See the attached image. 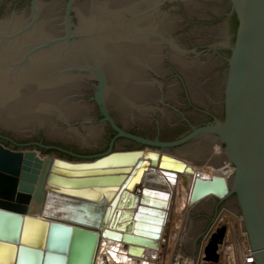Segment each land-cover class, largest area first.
Returning <instances> with one entry per match:
<instances>
[{
    "label": "water",
    "instance_id": "water-1",
    "mask_svg": "<svg viewBox=\"0 0 264 264\" xmlns=\"http://www.w3.org/2000/svg\"><path fill=\"white\" fill-rule=\"evenodd\" d=\"M229 1L239 26L228 58L221 124L160 142L127 132L102 105L101 122L109 121L117 136L162 148L215 134L235 169L232 178L195 176L183 160L144 148H111L71 160L43 155L30 143L14 149L0 141V264H96L101 236L129 243L128 253L157 248L160 241L149 232L153 218L165 214L156 206L166 207L157 193L168 189L167 170L195 176L191 202L210 193L219 200L235 194V211L243 216L254 263L264 264V0ZM73 2H68L69 34ZM157 167L164 171L157 173ZM145 171L142 187L131 191ZM225 232L223 225L213 234L204 249L206 260L218 263Z\"/></svg>",
    "mask_w": 264,
    "mask_h": 264
},
{
    "label": "bare ground",
    "instance_id": "bare-ground-1",
    "mask_svg": "<svg viewBox=\"0 0 264 264\" xmlns=\"http://www.w3.org/2000/svg\"><path fill=\"white\" fill-rule=\"evenodd\" d=\"M196 1L183 0L189 14L195 13ZM153 3V0H100V16L90 11L88 1L83 2L78 9L81 21L80 29L83 34H94L93 37L85 38L88 40L82 43L83 46L80 48V52L83 50V52L90 51L98 56L109 81L106 94L111 96L109 98L118 101L116 108L113 109L116 115L122 118L125 114L129 115L131 118L139 120L142 124H145L148 119L143 118L139 109L142 108L144 111L150 109L149 103L152 105V102H149V95H153L152 98L156 96V93L150 90L148 81L146 80L145 82V77L141 70L142 65L146 63L147 68L162 72L160 68V51L163 50V47L160 50L159 47L154 45L155 43H148L149 36L141 39L140 36H143L141 31L145 33V31L153 30L151 32L156 33L154 30H157L160 33L161 31L164 32V30L165 32L170 29L173 30L174 26L172 21L164 18V14L160 21H157V17L155 18L153 15L151 16L150 12H147V8L152 6ZM53 7L54 5L43 6L42 13L44 18L42 28L39 31H28L22 35V39L7 40L0 46V103L3 105V122H0L22 137H26L28 135L26 131H31L32 127L51 126V129H48V135L56 138L57 132L55 128L58 125L56 118L61 117L64 121L69 122L71 119L83 116L86 109L80 104L81 102L74 101L73 98L72 85L77 84L78 80L66 73V68L72 60L76 59L78 52L73 47L67 48L66 51H61V45H55L46 51H41L42 48L35 49L33 51L35 54L28 58V62L21 66L20 70L14 71V75L12 74L11 66L20 65L23 60L26 61L27 59H24L26 52L32 46H36L34 44H37L38 39H51L55 34L56 31L53 30V24L50 25L49 23L50 19H52L51 14L54 11ZM208 8L210 7L208 6ZM5 32L8 33V31ZM6 36L9 37V35ZM156 41L154 38V42ZM169 52V60L185 77L186 83L191 90L190 92L196 93L193 92V86L201 82L198 77L203 74L202 66L197 62L187 63L185 61L187 57L185 56L186 58L184 59L183 55L176 50ZM61 53L63 54L61 55ZM224 82L226 85V81ZM193 97L197 99L195 94H193ZM165 99L173 100L170 91L166 94ZM138 101H147L144 102V105L148 106L143 105L144 109L137 103ZM54 123L57 125L55 126ZM83 127L85 129L83 135H79L78 133L80 132L69 131L62 132L61 136L65 139H72L83 146L98 144V138L100 139V136H102L103 128L101 127V129L100 125L93 126L86 123L83 124ZM211 140V137H206L203 140L206 143H200V140L199 143L190 144L183 149L186 155L190 154L193 156L192 160L204 163L202 168L195 166L183 155H180L181 153L174 155L165 148L145 147L144 150L157 152L160 155L169 154L183 160L186 165L191 166L195 170V176L200 175L203 178L223 176L231 179L235 172L234 167L225 160V152L217 141H214L213 151H211L209 148L210 143H208ZM156 171L157 173H162L164 170L157 167ZM146 172L143 173L141 182L136 183L131 191H138L142 187ZM163 176L168 189L160 191L157 195L165 198L166 205H162L166 207L156 206V208L164 209L165 214L161 220L160 218H153L154 222H151L153 224L152 230L149 232L153 236L156 235L160 242L166 241L164 239L166 232L169 229V232H171L176 227L178 219L182 218L191 206L199 205L213 196V193H210L204 199H197V201L191 202L190 195L195 180L194 175L185 170H167L163 173ZM179 194L181 195L180 197L178 196ZM232 211L237 213L235 208ZM167 242H169V239H167ZM128 244L122 240L101 236L96 264H154L152 256L155 248L145 247L140 254H127L124 250Z\"/></svg>",
    "mask_w": 264,
    "mask_h": 264
},
{
    "label": "rangeland",
    "instance_id": "rangeland-1",
    "mask_svg": "<svg viewBox=\"0 0 264 264\" xmlns=\"http://www.w3.org/2000/svg\"><path fill=\"white\" fill-rule=\"evenodd\" d=\"M85 1H88L89 3L88 7L93 14L97 16L101 15L99 8L101 5L100 0H74L72 9L74 10L75 18L73 19V23L71 22V29L73 30L72 31L73 38H72V43H70V45L66 39L67 32L69 31L68 30L69 0H4L0 2V46L3 43L7 42V40L15 41L16 39L18 40L22 39L23 38L22 35H24L28 31H39L42 28L43 18H44L42 13L43 6L54 5L53 7L54 11L51 14L52 19H50L49 23L50 25L53 24V30L56 32L51 39H46V38L43 40L38 39L37 41L39 43L41 42V44L39 45L47 46V48L40 47L39 49L42 48L41 51H46L55 45L57 46L61 45L60 46V48H62L61 51H66L67 48H72V47L78 50L76 59L72 60L69 63L68 67L66 65L67 67L66 73L74 76L78 80L77 84L72 85L73 95H74L73 98L74 101L77 102L79 101V103L81 102L80 104H82L86 108L84 111L85 114L83 113V116L81 115L79 118L71 119L69 122L64 121L61 117L56 118V121L58 123V125L54 123L55 126L56 125L58 126V127L56 126L55 128L57 132L56 138L49 137L48 135V131L51 129V126L50 127L43 126L38 128L32 127L31 131H26L28 132V135L26 137H22L17 135L9 127L1 123L3 122L2 121L3 105L0 103V121H1L0 141L7 146L10 142L16 144H22L21 146L22 148H26V146L24 145L30 143L32 147H36V149L40 151L41 154L43 155L46 154L58 155L61 157H67L71 160L80 159L81 157L79 156H95L107 152L111 148L113 149L121 148V147L128 149H139L145 147L155 148V149L162 148L156 145L144 144L135 139L124 136H116L114 138L115 133L117 132H115L109 121L105 120L104 122H101V119L105 118V116L101 112V105L107 108L111 116L118 122L119 126L121 128L125 127V129H127V132L132 133V131L134 132L136 130L140 133L139 136L146 138L148 140L160 141V142L165 140L168 141L167 139L169 138V136H171V133H167L165 131L159 132L157 130L158 127L157 123L155 122L156 121L155 119L158 118L153 116L155 119L152 118L153 119L152 120L149 119L150 117L149 115H151L153 103L155 101H159L163 98H166V94L168 93V91L171 92L172 98L173 99L175 98L174 97L175 90L178 91L177 85L170 86L165 96H161L160 94H158V91L160 93L161 90L157 91L155 89V86L153 85V82L150 81L148 76L146 75L147 69H151V68H147L146 63L143 64L141 70H142V74L145 77V82L147 80L148 83L150 84L149 85V87L151 88L150 90L153 93L154 92L156 93V96L153 98H152L153 95H149V102H152V105L149 103L150 109H148L147 111L146 110L144 111L142 108L139 109V112H141L143 118L148 120L145 124H142L136 118L133 119L126 114L123 118L117 116L113 109L116 108L115 106H117L116 104H118V101L116 99L109 98L111 96H107L106 94V88L108 89L107 85L109 81L108 78L106 77V71L102 67L98 59V56L90 51L83 52L84 51L83 50L80 52V48L83 46L82 43L85 40H88L85 38L94 36V34L93 35L83 34L82 30L80 29L81 21H80V16L78 15L79 14L78 9L79 6H81L82 3ZM5 31H8V33H6ZM6 35H9V37H7ZM30 50L26 52V57L24 58L25 60L27 59L26 61L23 60L22 61L23 63H20V65L11 66L13 75L15 74L14 71L20 70L22 68L21 66H23L28 62V58H30L35 54V52H32L30 55H28ZM62 54L63 53H61V55ZM160 68L161 71H163L162 67ZM157 88H161V86ZM193 94L197 95V93L191 92L192 97ZM144 102L147 101H138L137 103L143 107ZM144 106H148V105H144ZM164 119L166 120V118L163 117L162 120ZM162 120L160 122H162ZM165 120L163 121L164 123ZM83 123L93 126L100 125V128L101 127L103 128V129L101 128L103 134L102 136H100V139L98 138L99 140L98 144L92 146H83L78 144L72 139H65L61 136L62 132H69V131L80 132L78 134L83 135L85 130L83 127ZM179 133L180 132L174 133V135H177ZM160 139H162V141ZM39 143L40 144L42 143L43 146L39 145ZM46 145L54 146V147L46 148L45 147ZM186 145L187 143H183L180 145L167 146L165 148L167 150H170L174 154L181 153L180 155H183L184 158L192 162L195 166H197L198 168L199 167L202 168L204 163L192 160L193 159L192 155L190 154L186 155L184 153L183 149L186 148ZM207 166H211V165H207ZM178 196L180 197L181 195L179 194ZM235 197L236 195L233 194L232 196H229L223 200L210 198L208 200H205L203 203H200L199 205L191 206V208L188 209L186 214L183 215L182 218L178 219L176 223V227L173 228L171 232H169L170 229L166 232V236H165L166 238L164 237V239L166 241L167 239H169V243L170 241H172L173 245L176 244V246L179 247L182 238H184V244H183L184 251L191 255H198L199 253L198 246L200 245V241L202 239V233L208 230V228L214 222L215 218L219 216V214L228 212L232 216L241 215L239 213H234V211H232L234 210V208L238 206L235 201ZM178 202L180 203V201ZM174 204L177 206V203L175 201Z\"/></svg>",
    "mask_w": 264,
    "mask_h": 264
},
{
    "label": "flooded vegetation",
    "instance_id": "flooded-vegetation-1",
    "mask_svg": "<svg viewBox=\"0 0 264 264\" xmlns=\"http://www.w3.org/2000/svg\"><path fill=\"white\" fill-rule=\"evenodd\" d=\"M153 2L152 6L147 8V12H150L151 16L153 15L155 18L157 17V21H160V18L164 14V18L169 19L174 24V26L172 25L173 30L166 31L167 33L172 32L170 34H167L165 30V33L163 31L160 32V30V33L157 30H154L156 33L151 32L153 30H149L145 31V33L141 31V35L143 36H140L141 39L143 37L145 38V36L148 38L149 36L147 42L150 44L155 43L154 45L159 47L160 50L163 47V50L160 51L163 71L158 72L153 69H147L146 71V75L153 82L155 89L157 91L161 90L160 93L158 91V94L165 96L170 86L177 85L178 87V91L175 90V98L173 100L163 98L155 101L151 115H149V119L154 118L153 116L158 118L154 119L156 120L155 122L157 123V130L159 132L165 131L171 133V136L167 139V142H170L184 137L195 128L209 125L216 126L224 121L226 89L224 81L227 78L229 67L228 58L235 44L239 21L232 10L229 0H197V3H195L196 11L192 14L188 13L183 0H153ZM70 17L73 23L75 14L72 7ZM72 31L71 29L70 34L69 31L67 32L66 39L69 45L72 43ZM168 35H170L171 41ZM152 37L157 41L154 42V38L152 39ZM39 44L41 42L33 46L28 55L35 49L42 47ZM171 49L180 52L184 59L187 57L185 59L187 63L190 64L191 62L192 64L197 62L202 66L203 74L198 77V80L201 82L193 86V90L197 91H195L197 93V99L192 97L191 90L183 74L169 60L170 57L168 54H170L169 51H172ZM162 51L163 53H161ZM160 86L161 88H157ZM163 113L164 115H162ZM164 116H166L165 123L162 120ZM160 119L162 122H160ZM125 130L127 131V129ZM134 132L132 131L135 135H140L138 131L135 130ZM177 132L180 133L174 135ZM116 136L117 133H115L114 138ZM206 137L212 138L208 143L211 145H209V148L213 151V145L214 141L217 140V135L212 133L200 134L189 141L186 146L199 143L200 140V143H206V141H203ZM160 140L162 141V139ZM8 146L14 149L22 148V144L11 142Z\"/></svg>",
    "mask_w": 264,
    "mask_h": 264
},
{
    "label": "built area",
    "instance_id": "built-area-1",
    "mask_svg": "<svg viewBox=\"0 0 264 264\" xmlns=\"http://www.w3.org/2000/svg\"><path fill=\"white\" fill-rule=\"evenodd\" d=\"M223 225L226 226V232L218 250L219 261L214 263L205 259L204 249L213 234ZM183 244L184 238L179 247L173 245L172 241L160 242L159 246L153 249L154 264H255L242 215L232 216L228 212L219 214L208 230L202 233L198 255L185 252ZM124 251L129 254L127 248Z\"/></svg>",
    "mask_w": 264,
    "mask_h": 264
}]
</instances>
